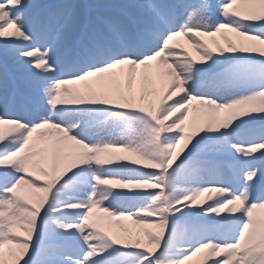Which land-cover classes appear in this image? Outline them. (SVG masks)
Returning a JSON list of instances; mask_svg holds the SVG:
<instances>
[{
	"label": "rangeland",
	"instance_id": "rangeland-1",
	"mask_svg": "<svg viewBox=\"0 0 264 264\" xmlns=\"http://www.w3.org/2000/svg\"><path fill=\"white\" fill-rule=\"evenodd\" d=\"M13 1L35 11L28 0ZM97 2L41 5L46 21H67L64 14L80 4L86 21L77 15L70 25L119 33L123 20V30H131L118 11L114 25L102 23L98 12L118 6L107 2L97 10ZM17 17L12 40V32L0 33V50L39 37L45 46L35 56L49 62L51 80L36 87L16 73L8 77L0 57V97L7 99L0 106V123L7 125L0 174H8L0 180V264H264V69L256 67L264 63V0L167 1L159 20L169 30L177 24L175 36L192 32L201 50L180 38L172 51L193 69L190 82L173 77L163 85L165 91L178 85L187 100L177 103L175 90L166 99L158 95L163 105L154 114L142 87L120 88L119 105H109L114 96L92 103L82 92L63 102L88 75L54 62L46 48L55 36L30 25L24 11ZM2 35H9L6 42ZM64 44L60 50L73 58V47ZM129 50L125 72L159 49ZM28 52L20 53L23 62ZM106 74L95 77L107 82ZM151 86L156 92L154 78ZM24 87L36 102L21 90L11 95ZM36 137L43 142L33 145Z\"/></svg>",
	"mask_w": 264,
	"mask_h": 264
},
{
	"label": "bare ground",
	"instance_id": "bare-ground-1",
	"mask_svg": "<svg viewBox=\"0 0 264 264\" xmlns=\"http://www.w3.org/2000/svg\"><path fill=\"white\" fill-rule=\"evenodd\" d=\"M100 1L102 2V4H105V2H109L110 0H100ZM122 1L123 0H111V3L112 4H119ZM21 10H22V8L19 7V5L17 3H12V8L10 10V14H11L10 22L6 23V25L3 27L4 29L1 32L7 31L8 28H10L12 26L11 24L19 22V18L16 16ZM76 14H79V11H78V9L73 8L72 15H76ZM57 19H58L59 24H62V20L59 16L57 17ZM111 20H112V17L106 15L105 22L111 21ZM111 22H113V21H111ZM72 30L74 31V34L72 36H70L71 30H64L63 32L58 33L57 34L58 36L56 38L58 40L57 44L59 42H66L69 45H72L75 42H77L79 40V36H80L79 34H80L81 28H80V26H76L75 28H72ZM165 34L167 35V33H165ZM165 34H160V36L155 38L152 42L153 48L155 47V48L161 49L162 55L160 56V58H158L157 60L153 59L152 61H148V63H145V65L137 66L134 69H132L131 73H130V87H131V89L133 91H135L137 89V87L144 86L148 90L147 97L152 102H154L158 99L157 95L155 94V91L149 89L152 87L151 86V80L156 74H159L163 80L165 79V81L170 82V85H172L171 82H173V81H171L170 79H172L173 77H178V78L179 77L180 78L185 77L188 79V82H190V76H191V73L193 72L192 68H191V70H188L189 65L186 62H183L181 54L179 52H173L172 51V49L181 41L180 37L179 36H173V35L169 34L170 36L167 38V42L165 43V45H163L162 41L166 37ZM105 35H106V33H104L102 35L94 34V36L92 38H90L89 36H87V34L85 32L81 36H83V37L87 38L88 40H91L93 43H95L99 47V52H101L103 55H105L107 62H109L118 53V50L117 49L113 50L112 46H117L118 48H120V46L122 47L123 39L121 37H118L117 40L113 37L105 39ZM186 40L188 42L187 44L201 50L199 45H197L196 43L193 42L194 41L193 37L189 36L188 38H186ZM34 46H35L34 42L29 44L30 51H33ZM16 53H17V51H15L11 54L12 59H14L17 56ZM55 53H56V50L53 51V57L55 59L59 58L60 54L54 55ZM204 54L207 55L206 52H204ZM100 56L101 55H96L93 62H90V63L87 62L85 64H82L78 69H81L85 66L93 65V64L99 62L101 60ZM68 60L69 59H61L60 61L64 64H67V63H69ZM102 62L103 61L101 60V62H99V64H102ZM211 62H212L211 59H209L208 63H211ZM16 63L17 62H12L9 65V67L15 65V67L12 69L13 72H16L19 74H29L30 71L32 70V69H30L28 63L27 64H21L19 67L16 66ZM118 67H121V66L115 65L112 67L111 71H109V73H110L109 81H107V82L105 81L104 83L102 81H100L99 84L95 85V84H93L92 80L91 81L85 80L82 82L83 86H81L79 88V90L81 92H84L90 99H93L97 95H103V96L107 95L108 98H111L114 96V101L113 102L109 101V104L119 105L120 102L116 98L117 97L116 93L120 89V79H121L120 76L124 72L122 70H120ZM198 78L202 79L203 77H202V75H199ZM126 80L127 79L125 78L124 82H126ZM176 86H178V85H176ZM176 86H173V89L179 93L184 94V97L178 102L179 104H182V103L186 102L187 94L185 91L181 90L179 87H176ZM63 99L67 103L72 102L71 93H68L66 96L63 97ZM2 130H5V128L2 124H0V135L2 133ZM42 142H43V139L36 137L32 144L33 145H39ZM154 190H156V189H154ZM154 195L155 194L151 195V197H153ZM155 198H156V200H161V197H159V196H156ZM36 224H37V221H35V225ZM144 260H145V258H144Z\"/></svg>",
	"mask_w": 264,
	"mask_h": 264
}]
</instances>
